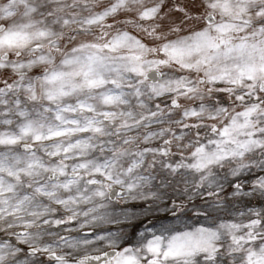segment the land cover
I'll list each match as a JSON object with an SVG mask.
<instances>
[{
    "label": "snow or ice",
    "instance_id": "obj_1",
    "mask_svg": "<svg viewBox=\"0 0 264 264\" xmlns=\"http://www.w3.org/2000/svg\"><path fill=\"white\" fill-rule=\"evenodd\" d=\"M0 264H264V0H0Z\"/></svg>",
    "mask_w": 264,
    "mask_h": 264
},
{
    "label": "rangeland",
    "instance_id": "obj_2",
    "mask_svg": "<svg viewBox=\"0 0 264 264\" xmlns=\"http://www.w3.org/2000/svg\"><path fill=\"white\" fill-rule=\"evenodd\" d=\"M111 227H114V228H115V227H117V226H116V225H112Z\"/></svg>",
    "mask_w": 264,
    "mask_h": 264
},
{
    "label": "bare ground",
    "instance_id": "obj_3",
    "mask_svg": "<svg viewBox=\"0 0 264 264\" xmlns=\"http://www.w3.org/2000/svg\"><path fill=\"white\" fill-rule=\"evenodd\" d=\"M114 228V227H113Z\"/></svg>",
    "mask_w": 264,
    "mask_h": 264
}]
</instances>
